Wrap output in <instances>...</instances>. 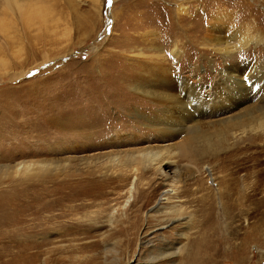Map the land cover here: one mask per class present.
<instances>
[{
	"label": "rangeland",
	"instance_id": "374dc122",
	"mask_svg": "<svg viewBox=\"0 0 264 264\" xmlns=\"http://www.w3.org/2000/svg\"><path fill=\"white\" fill-rule=\"evenodd\" d=\"M34 1L35 18L0 27V264H264V206L256 215L247 197L254 177L231 191L212 170L229 154L242 165L264 160V132H229L211 149L203 137L216 129L194 132L211 117L174 135L154 131L145 117L161 115V102L132 89L165 62L212 95L226 64L264 60V0ZM182 4L186 13L174 15ZM216 15L222 35L254 36L248 46L231 40L227 59L202 43ZM191 136L161 166L177 189L138 156ZM175 191L183 196L168 199ZM89 192L106 193L103 216L65 237L55 198ZM176 211L182 218L170 221Z\"/></svg>",
	"mask_w": 264,
	"mask_h": 264
},
{
	"label": "bare ground",
	"instance_id": "6f19581e",
	"mask_svg": "<svg viewBox=\"0 0 264 264\" xmlns=\"http://www.w3.org/2000/svg\"><path fill=\"white\" fill-rule=\"evenodd\" d=\"M36 6L37 2L34 0H0V27L2 28V21L4 19L24 23V21L35 18V15H37ZM188 7L182 4L178 7L179 9L176 10V13H174L175 11H173V13L174 15L179 13L177 14L178 16L180 14L183 15V13H186ZM225 21H219V16H214L210 21L208 35H206L202 43L216 52H219L227 59L231 57L237 48H234L235 45H231V40H236L239 47L248 46L249 41H251L254 36L247 30L244 33L240 31L236 33L233 32L234 34L232 36L222 35V32H226L228 29V26L225 25ZM179 36L180 35H177L176 38L179 39ZM178 39H174L177 45H175L176 47L172 49L171 52L177 58L182 53V48L179 45L180 40ZM165 56V54L161 55V61L164 62ZM164 63H158L157 65L155 63V77L153 79L146 83L145 81L144 83L143 81L142 83L137 81L138 83L136 82L135 89L134 87L132 88L143 96L155 97L161 102L163 107L161 115L145 117L146 120L150 122L151 128H153L154 131L167 135H174L187 125H185L186 122L194 121L196 117L200 119L211 117L213 120H207L202 124L200 123L198 126H195L196 130H194V132L196 131L195 133L200 132L203 129L202 126L208 129H216L213 130L215 131L214 136L212 133V135L203 137L210 143L209 147L211 146V149L214 147V137L225 141L226 135L229 132L233 136H239L240 138L248 135L250 131L264 132V84L260 82L258 75L260 72H264L263 59L249 61L244 64H226L225 68L220 72L222 75L217 78L218 82H216V86L213 88L212 95L203 91L202 84L199 83L201 80H197V76L195 77L194 74H179V72L175 70L174 65L168 63L165 65ZM223 111L231 113L224 118H218V114ZM194 138L197 137L191 136L188 138L189 140L187 139L180 145H163L159 148H149L138 152V156H140L141 162L148 163V165L150 164L151 166L156 165L163 176V185L169 184L174 187V189H177L176 186L180 184V180L168 176L169 174H167V172L162 171L161 166L162 163H175V155L181 153V147H185L188 142ZM136 157L137 155L134 154V158ZM212 170L221 173L220 182L226 184L227 188L231 191L237 189L239 183H244L254 177V182L251 185L252 189L247 197H249L252 202H257L256 215H259L260 209L258 208L264 206V160L255 159L252 164L243 163L242 165L241 159L236 158L233 154H229L219 158L216 166ZM243 171L246 173L244 178H241L240 173ZM153 177L155 178V176ZM150 178H152L151 175ZM154 178L153 180H155ZM89 179L91 178L89 177ZM181 189H184V187H181ZM182 193H184V191H175L168 199L183 196ZM189 193L195 194V191L190 189L187 194L189 195ZM261 195L263 197H259ZM105 196V192L94 194L93 192H89L83 197L81 194L67 195V193L64 196L54 197L55 201L58 203L56 208L60 212L52 216V218L60 223L64 230L63 235L65 237L71 234H77L79 230H81V223L84 218L94 217L99 219L103 216L105 210L103 205L106 203V200L102 201V199H104ZM78 200H82V202L75 205L74 203ZM97 200L99 201L97 202ZM68 202H70L72 206L70 210L67 208ZM183 203L189 202L184 201ZM97 205H99V207H97L100 208L99 210L94 211L92 215L85 214L87 209ZM171 214L173 215H169L170 221L182 218L180 211Z\"/></svg>",
	"mask_w": 264,
	"mask_h": 264
}]
</instances>
